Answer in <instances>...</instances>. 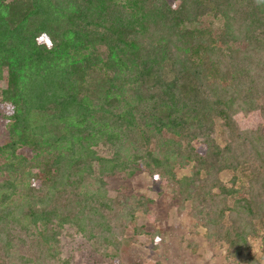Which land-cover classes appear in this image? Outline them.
I'll use <instances>...</instances> for the list:
<instances>
[{
    "label": "trees",
    "instance_id": "trees-1",
    "mask_svg": "<svg viewBox=\"0 0 264 264\" xmlns=\"http://www.w3.org/2000/svg\"><path fill=\"white\" fill-rule=\"evenodd\" d=\"M2 78L0 264L60 261L64 228L105 254L139 215L162 222L108 190L142 167L233 257L258 237L264 259V0H0ZM24 147L49 156L40 188L15 176Z\"/></svg>",
    "mask_w": 264,
    "mask_h": 264
},
{
    "label": "rangeland",
    "instance_id": "rangeland-1",
    "mask_svg": "<svg viewBox=\"0 0 264 264\" xmlns=\"http://www.w3.org/2000/svg\"><path fill=\"white\" fill-rule=\"evenodd\" d=\"M13 1L16 0H7L8 3ZM3 79V82H0V99L1 91L5 87ZM9 140L5 118L0 108V147ZM218 141L222 143L219 138ZM195 145L198 146L197 143ZM97 150L100 155L106 154L105 148L100 147ZM18 154L26 157L29 164L22 168L21 173L15 175L17 180L24 184L31 182L38 188L42 187L44 177L37 166L42 165L49 156L44 155L38 161L35 159L36 153L29 147L20 148ZM6 162L7 158L0 154V167ZM174 169L179 178L190 175L191 171V167L179 165ZM9 177L8 172L0 171V183ZM12 178L15 177L11 176ZM220 178L223 183L230 184L232 172L223 171ZM107 183L112 194L128 197L127 203L130 207L137 205L141 198L151 199L154 214L160 217L162 222L151 224L139 215L137 220L130 223L121 249L112 251V248H108L105 254L97 251L93 242L88 241L75 227L64 228L61 237L62 258L59 256L61 260L43 264H63V260L66 264H116L112 256L106 254L113 255L116 252L120 257V264H264V259L260 257V238L251 239V255L255 260L243 263L236 259L228 246L219 238L211 236L203 222L194 216L197 205L189 202L186 205L178 204L175 187L168 184L164 178L151 175L143 167L130 178L121 175L107 179ZM159 230H167L169 237H164L161 241V238L155 235ZM155 243L157 245H154Z\"/></svg>",
    "mask_w": 264,
    "mask_h": 264
},
{
    "label": "clouds",
    "instance_id": "clouds-1",
    "mask_svg": "<svg viewBox=\"0 0 264 264\" xmlns=\"http://www.w3.org/2000/svg\"><path fill=\"white\" fill-rule=\"evenodd\" d=\"M44 37H41V38H38V39H43ZM48 43H49V46L51 45V41L49 40L48 41Z\"/></svg>",
    "mask_w": 264,
    "mask_h": 264
}]
</instances>
